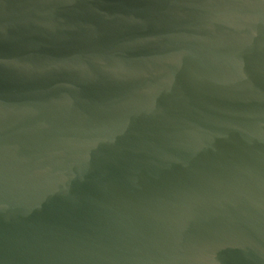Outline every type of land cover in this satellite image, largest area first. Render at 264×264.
Here are the masks:
<instances>
[{"label": "water", "instance_id": "1", "mask_svg": "<svg viewBox=\"0 0 264 264\" xmlns=\"http://www.w3.org/2000/svg\"><path fill=\"white\" fill-rule=\"evenodd\" d=\"M0 264H264V0H0Z\"/></svg>", "mask_w": 264, "mask_h": 264}]
</instances>
